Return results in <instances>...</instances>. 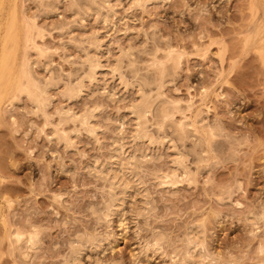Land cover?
I'll use <instances>...</instances> for the list:
<instances>
[{"label":"rangeland","instance_id":"obj_1","mask_svg":"<svg viewBox=\"0 0 264 264\" xmlns=\"http://www.w3.org/2000/svg\"><path fill=\"white\" fill-rule=\"evenodd\" d=\"M104 1L0 0V264H63L81 241L79 264H264V0ZM136 90L178 107L165 126L148 115L139 141ZM67 109L98 110L95 132ZM117 144L134 157L128 190L103 176Z\"/></svg>","mask_w":264,"mask_h":264},{"label":"bare ground","instance_id":"obj_2","mask_svg":"<svg viewBox=\"0 0 264 264\" xmlns=\"http://www.w3.org/2000/svg\"><path fill=\"white\" fill-rule=\"evenodd\" d=\"M102 1H104V0H102ZM135 1V3L136 4H138L139 2H140V0H139V2H137L138 0H134ZM144 3V2H143ZM104 4H105V1H104ZM108 4V3H107ZM133 4H134V2H133ZM135 4V5H136ZM106 5V4H105ZM74 6V5H73ZM72 6V7H73ZM143 6V5H142ZM76 9V8H75ZM74 13H75V11H74ZM80 13V12H79ZM77 14V13H76ZM8 38H9V35H8ZM9 40V39H8ZM94 40V39H93ZM94 41H96L97 42V40L95 39ZM100 45V44H99ZM29 46V45H28ZM90 46V45H89ZM94 46H92L91 47V49L93 48ZM98 46H96V48H97ZM100 47V46H99ZM98 47V48H99ZM94 50H96V49H94ZM98 50H101V48L100 49H98ZM97 51V50H96ZM95 51V52H96ZM125 53H126V51H124ZM130 53V52H129ZM121 54V53H120ZM119 54V55H120ZM123 54V53H122ZM85 55H87V54H85ZM89 55V54H88ZM128 55V54H127ZM97 56V55H96ZM122 56V55H121ZM88 56H86L85 57V59H84V61L83 62H85V61H87V58ZM93 57H95V56H93ZM98 58V57H97ZM105 58V57H104ZM117 58V57H116ZM174 58V57H173ZM172 58V59H173ZM83 59V58H82ZM90 59H91V62H89L90 61ZM119 59V60H118ZM118 59L116 60L115 59V61H117V63L116 62H114V63H116L115 65H116V67H118L119 68V66H120V61H121V59L122 58H120L119 56H118ZM89 61H87L88 62V64L90 65L89 67H90V69H89V71L91 72V74H90V77L88 78V76H89V73H88V76L86 75L85 77L86 78H81L82 80H80V82H78V84L75 86V87H73L72 89H70L71 90V92H70V90H69V92H70V94H67V93H69L68 92V90H67V93H66V95H65V97H67V98H74V100H75V98L76 97H79L80 95H81V93L83 92V85L85 84L84 83V80L85 79H87L88 78V82L89 83H91V82H93L92 80H94V75H95V73H96V69H98L99 67H100V65H99V63L97 62V60H95V59H93L92 57H90L89 58ZM100 61V60H99ZM35 62V61H34ZM87 62H85V63H87ZM119 62V63H118ZM170 63V62H169ZM24 64H26L25 62L22 64V65H24ZM154 64V63H153ZM115 65H113V66H115ZM119 65V66H118ZM26 66H27V69L28 68H30V67H28L29 65L27 64V65H25V68H26ZM88 66V65H87ZM156 66H158V69L161 67V65H158V64H156ZM156 66H154V67H156ZM32 67V66H31ZM116 67H114L113 68V70L116 68ZM121 67V66H120ZM152 67V66H151ZM165 67V66H164ZM23 68V66L21 67V69ZM25 68H23V70H21V76L22 77H24L26 80H27V83L29 84V83H31V84H29V85H32L33 83H35V81L32 83V81H31V79H30V76L32 77V75H30L29 74V72L30 71H27ZM118 68H116V70L117 71H119V69ZM157 68V67H156ZM155 68V69H156ZM31 69V68H30ZM161 69V68H160ZM33 70V69H32ZM152 70V69H151ZM153 70H154V68H153ZM168 70H169V68H168ZM112 71V70H111ZM117 71H115L114 70V73L116 72L117 73ZM155 71V70H154ZM166 71H167V68H166ZM172 71V70H171ZM8 73H9V69H8V67H2V66H0V76H2V77H5V76H7L8 75ZM112 73H113V71H112ZM115 73V74H116ZM155 73V72H154ZM165 73V72H164ZM119 76H120V74L119 73H117ZM30 75V76H29ZM137 75V74H136ZM150 75V74H149ZM152 75V74H151ZM165 75V74H164ZM122 76V75H121ZM120 76V77H121ZM135 76V75H134ZM156 76V75H155ZM163 76V75H162ZM167 77H168V73H167ZM166 77V78H167ZM135 78V77H134ZM157 78H160L159 76L157 77ZM165 78V77H164ZM32 79H33V77H32ZM120 79V78H119ZM122 79V78H121ZM146 79V78H145ZM160 79H162V78H160ZM23 80V79H22ZM91 80V81H90ZM151 80V79H150ZM164 80V79H163ZM86 82H87V80H86ZM121 83V82H120ZM123 83V82H122ZM136 83V82H135ZM22 84V83H21ZM138 84V83H137ZM147 84H149V83H147ZM28 85V86H29ZM122 85H125V84H122ZM2 86L3 85H1L0 86V93H3L4 92V90H2ZM25 87H28L27 85H24ZM37 86H39L38 84L36 85L35 84V88H37ZM138 87H139V85H137ZM30 87V89H28ZM28 88H27V92L25 91V92H22V93H24V95H26L27 94V96L30 98V93L32 92V91H34V85H32V87L34 88L33 90H31V86H29ZM42 86H39V90L40 89H47V88H44V87H42ZM51 87H53V85L51 86ZM50 87V88H51ZM125 87V86H124ZM145 87V86H144ZM21 89L22 90H26V88L24 89L23 88V86H21ZM20 89V90H21ZM69 89V88H68ZM21 90V91H22ZM29 90H31L30 92H29ZM45 90H41V92L40 91H38V92H40V93H37V91H36V93L38 94V96L36 95V94H34L33 95V93H31L32 95V97H33V100H34V102L33 103H35L36 102V104H37V99H38V101H41L40 100V98L42 99L43 98V96H41L43 93H45L46 91ZM45 91V92H44ZM136 91H138V90H136ZM29 92V93H28ZM140 92V93H139ZM26 93V94H25ZM138 93H139V95L137 96L138 98L137 99H135V101L133 102V103H131L130 105H129V107H127V111H129V114H131L132 116H134V118H135V120H133L134 121V123H135V127H134V131H132L135 135L133 136L132 135V137L133 138H135V136L137 137L135 140H138V138L141 140V139H143L142 138V136H145L146 135V133H145V131H143L144 129H142V128H144V127H142V124H144L145 123V121H146V119H147V116L148 115H153L154 113H158L159 114V117L158 118H163L164 120H166V122L165 121H163L162 119L160 120V121H162V122H160L161 123V125L165 122V124H163L164 126L166 125V123H170L169 121H171L172 119H170V117L172 116V113H174L175 111H177L176 109L178 108L177 106H172L171 104H170V102L168 103L167 101L165 102V100L163 101L160 97H159V95H158V97L160 98V100H159V98L157 97H155V98H153L152 96L150 97V95L148 96V95H146V94H143V91H138ZM137 93V94H138ZM160 93V92H159ZM40 95V96H39ZM43 95H45V94H43ZM47 95V94H46ZM68 95V96H67ZM35 96H37L36 98H35ZM157 96V95H156ZM161 96V95H160ZM64 97V98H65ZM16 98V97H15ZM36 99V100H35ZM73 100V99H72ZM48 101V100H47ZM70 101H71V99H70ZM40 104L42 103V102H39ZM38 103V104H39ZM50 103V102H49ZM173 103V102H172ZM35 104V106L36 107H39L38 105H36ZM48 104V103H47ZM175 104V103H174ZM42 105V104H41ZM35 107V108H36ZM177 107V108H176ZM176 108V109H175ZM96 109V108H95ZM94 109V110H95ZM173 109H174V111H173ZM180 109V108H179ZM34 110V109H33ZM36 110H38V109H36ZM60 110V109H59ZM89 110H92V109H89ZM88 110V111H89ZM43 111V110H42ZM84 111V110H83ZM88 111L85 113V115H84V113H83V115L81 116H79V115H77L76 113H74V112H72V111H70L69 109H67V110H63V113H62V115L61 116H67V115H70L69 116V120L68 121H72L73 123L74 122H77V123H79L80 124V126L79 127H82V126H84V127H82V129L84 128V129H86V126H87V128H88V125H89V127L91 126V128L94 126H92V122H91V118H92V121H93V118H94V116L95 115H93L92 113L94 112L93 110H92V113H91V111L89 112V116H91V118L90 117H88V115H87V113H88ZM96 112L98 111V110H95ZM173 111V112H172ZM45 112V111H44ZM96 112H94V113H96ZM47 113V112H46ZM60 114H61V111H60ZM91 114V115H90ZM158 114H157V116H158ZM175 114V113H174ZM173 114V115H174ZM93 115V116H92ZM156 115V114H155ZM172 118V117H171ZM71 119V120H70ZM94 119H96V118H94ZM153 119H154V117H153ZM143 120V121H142ZM141 122H143V123H141ZM121 125H123L122 123H121V121L119 122ZM124 123V122H123ZM184 123V122H183ZM201 123V122H200ZM78 124V125H79ZM91 124V125H90ZM198 124V123H197ZM120 125V126H121ZM168 125V124H167ZM172 125V124H171ZM170 125V126H171ZM199 125V124H198ZM164 126L162 127V128H164ZM170 126H168V127H170ZM185 126V125H184ZM142 127V128H141ZM161 127H159V128H161ZM167 127V126H166ZM165 127V128H166ZM91 128H88V129H91ZM174 128V127H173ZM212 128V127H211ZM94 129V128H93ZM93 129H91V131H92V133L93 132H95V131H93ZM167 129H169V128H167ZM172 129V128H171ZM217 129H218V127H217ZM216 129V130H217ZM81 130V129H80ZM95 130V129H94ZM161 130V129H160ZM160 130H159V132H160ZM85 131V130H84ZM90 130H89V132H91ZM164 131V130H163ZM222 131V130H221ZM142 132H144V133H142ZM179 132V131H178ZM190 132V131H189ZM215 132V131H214ZM74 133V132H73ZM132 133V134H133ZM216 133V132H215ZM218 133V132H217ZM140 134H145V135H140ZM148 134V133H147ZM176 134V133H175ZM178 134V133H177ZM219 134V133H218ZM91 135V134H90ZM95 135V134H94ZM140 135V136H139ZM213 135V134H212ZM92 137H93V135H91ZM54 137H56L55 135H54ZM59 137V136H58ZM95 137V136H94ZM180 137V136H179ZM147 138H149V136H145V138L144 139H147ZM177 138H178V136H177ZM68 139V138H67ZM96 140V139H95ZM117 142H119L120 140H118L117 138L115 139ZM115 140H113V141H115ZM66 141V140H65ZM115 141V142H116ZM139 141V140H138ZM148 141V140H147ZM153 141V140H152ZM60 142H62V140L60 141ZM64 142V141H63ZM150 142V141H149ZM181 142V141H180ZM65 143V142H64ZM112 143H114V142H112ZM122 143V142H121ZM151 144V143H150ZM112 145H114V144H112ZM111 145V146H112ZM116 145V144H115ZM118 145V144H117ZM122 146L123 145H118L116 148H115V150L114 149H112V150H110V151H113L112 153H110L109 154V156H111L110 157V160H112V162H111V165H107V166H109V169H107L108 167H106V174L104 173L105 171L104 170H102L101 169V167L99 168V169H97V170H99V173H98V175L99 176H101L100 175V173L103 175V174H105V175H103V176H105V178H104V180L106 181V182H108V184H110V185H108L109 187L110 186H112V188L113 187H115L116 185H119V186H123V184L125 185V189L126 190H128L127 189V186H129V183L131 182L130 180H132L133 181V178L132 177H130L129 179H128V176L129 175H127V177H125V175H126V170H127V172H128V166H129V169H131L130 167H132V162H131V160H133V156L131 155L130 157H126L127 156V153H126V156L124 157L123 155H125L124 153H123V151H125V150H123L122 151ZM113 147V146H112ZM114 148V147H113ZM123 148H124V146H123ZM211 148V147H210ZM177 153L178 152H176V155H175V153H174V155L175 156H177ZM197 153V152H196ZM179 154V153H178ZM128 155H129V153H128ZM174 155H173V161L177 158V157H174ZM180 155V154H179ZM109 156H108V158H109ZM132 157V159H130ZM180 157V156H179ZM178 157V159H176L177 160V163H175L176 162V160H175V164H173L172 166H174V165H176L177 166V168H174V169H172L171 168V170H172V173H173V175L176 173V170L178 171L180 168H182V169H180V170H183V172L181 173V175H183L184 177H185V180L187 179V180H189L190 181V173H188V169H187V171H186V169H184V165L182 164L183 162H182V157H180L179 158ZM180 159V160H179ZM134 161V160H133ZM172 161V162H173ZM182 163H181V162ZM109 162V161H108ZM134 163V162H133ZM95 164V163H94ZM96 166V165H95ZM106 166V165H105ZM104 166V167H105ZM176 166H174V167H176ZM184 166V167H183ZM136 167V166H135ZM100 169H101V171H100ZM133 169V168H132ZM170 170V171H171ZM108 171H109V173H108ZM131 171H133V170H131ZM130 170H129V172H130V175L132 174V172H131ZM169 171V172H170ZM168 172V173H169ZM171 173V172H170ZM167 174L166 173V176H162L160 179H162L163 181L165 180V178H170L171 179V177H170V175L171 176H173L172 175V173L171 174ZM179 173V172H178ZM129 174V173H128ZM135 175V174H134ZM176 175V174H175ZM103 176H101V179H103L102 177ZM178 176V175H177ZM132 178V179H131ZM135 178V177H134ZM157 178V177H156ZM159 178V177H158ZM164 178V179H163ZM174 179V178H173ZM127 180H129V182H125V181H127ZM168 181H169V179H168ZM188 181V182H189ZM138 182V181H137ZM137 182H135V184L136 185H138L137 184ZM132 184L134 183V182H131ZM118 187V186H117ZM123 189H124V187H123ZM122 189V190H123ZM124 189V190H125ZM126 190L124 191V192H126ZM138 190V189H137ZM142 191V190H141ZM124 192H122V193H124ZM139 192H140V190H139ZM143 192V191H142ZM111 194V193H110ZM140 194V193H139ZM142 194V193H141ZM113 195V194H112ZM119 195V194H118ZM143 196H144V194H142ZM141 196V195H140ZM143 196H141L143 199H145L146 200V197H143ZM113 197V196H112ZM140 197V198H141ZM115 198V197H114ZM118 198V197H117ZM110 199V198H109ZM143 199H141V202L139 203L140 204V206L141 207H138V208H140V209H138L137 210V213H134V214H137L136 215V217L137 216H139L140 214L139 213H141V211H142V209H146V207H144V206H147L148 204H147V202H145ZM108 200V199H107ZM111 200H113V199H111ZM116 201L118 200V199H115ZM115 200L114 201H110V202H114V203H116L115 202ZM119 200H120V198H119ZM114 203H112V204H114ZM118 203V202H117ZM120 203V202H119ZM109 204V203H108ZM111 204V205H112ZM147 204V205H146ZM115 205V204H114ZM105 206V205H104ZM109 206V205H108ZM106 207V211H107V213H104V214H102V216H100V214H99V216L101 217L100 219H102V218H104V219H106L107 217H108V213H113V209L112 210H109V209H111L112 207L110 206V207ZM113 206V205H112ZM114 207V206H113ZM115 207H117V205H115ZM105 210L103 209V211L105 212ZM109 211H112V212H109ZM143 212V211H142ZM95 214H96V212H95ZM98 214V213H97ZM133 214V213H132ZM104 216V217H103ZM107 216V217H106ZM132 216H135V215H132ZM133 218H135V217H133ZM98 219V218H97ZM102 221H103V219H102ZM106 221V220H105ZM107 222V221H106ZM201 226V225H200ZM202 229V228H201ZM191 231H194V229L193 230H191ZM190 231V232H191ZM197 231V230H196ZM202 231V230H201ZM200 230L198 231V232H192L194 235H192V233H189V237H190V244H188V247L190 246V245H192V247H191V249H190V247H189V253H190V251H192V249L193 250H195L196 249V247H199L200 248V246L202 247L203 245V243L201 244V242H200V239H202V237L200 238V233H203V232H201ZM190 234L192 235V236H190ZM202 236V235H201ZM31 237V236H30ZM35 237V236H34ZM188 237V238H189ZM94 239H96L97 240V237H93ZM21 239V238H20ZM32 240H34L33 238H31ZM31 239H29L30 241H31ZM100 239V238H99ZM98 239V240H99ZM88 240V239H87ZM86 240V243L89 241H87ZM96 240L94 241V243L96 242ZM35 241V240H34ZM78 242L77 243H79L80 241L79 240H77ZM156 241V240H155ZM158 241V240H157ZM157 241H156V243H157ZM82 242V241H81ZM81 242H80V245H82L81 244ZM89 242H91V241H89ZM187 242L189 243V241L187 240ZM28 243V242H27ZM34 242H31V243H29L30 245H31V248L33 247V245L35 244H33ZM73 243V242H72ZM86 243H84V241H83V244H86ZM92 243H93V240H92ZM97 243V242H96ZM156 243H155V247H157V250H158V246H160V243H158L157 244V246H156ZM91 243H89V245H90ZM29 245V246H30ZM72 245V246H71ZM70 246L71 247H69V251H70V256L68 255V257H67V260H65L64 261V263L63 264H65V262H66V264H79L78 262H79V260H78V258L79 257H77V256H79V250H80V248H79V246L78 245H76V247H75V245L74 244H71ZM74 245V246H73ZM91 245H93V244H91ZM186 245H187V243H186ZM200 245V246H199ZM77 246H78V248H77ZM88 246V245H87ZM94 246V245H93ZM98 245L96 244L95 245V247H97ZM154 246V245H153ZM25 247V246H24ZM26 247H27V245H26ZM80 247H84V245L83 246H80ZM30 247H28V249H29ZM204 248V247H203ZM19 249V248H18ZM34 249H35V245H34ZM79 249V250H78ZM156 249V248H155ZM31 250V249H30ZM33 250V249H32ZM203 250V249H202ZM198 251V250H197ZM33 252V251H32ZM81 252V251H80ZM187 252V251H186ZM193 253H194V251H192ZM191 252V255L193 254ZM199 252V254L198 255H196V253H195V255L194 256H199L197 259H201V254H200V250L198 251ZM202 252V251H201ZM188 255V254H187ZM190 255V254H189ZM191 255H190V257H191ZM193 256V255H192ZM194 256H193V258H194ZM201 256V257H200ZM69 258V259H68ZM192 259V258H191ZM191 261V260H190ZM193 261V260H192ZM195 261V260H194ZM200 261V260H199ZM186 262H188V261H186ZM191 263V262H190Z\"/></svg>","mask_w":264,"mask_h":264}]
</instances>
